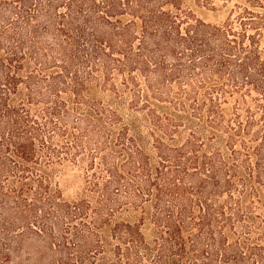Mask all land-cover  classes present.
I'll use <instances>...</instances> for the list:
<instances>
[{
	"label": "trees",
	"instance_id": "1",
	"mask_svg": "<svg viewBox=\"0 0 264 264\" xmlns=\"http://www.w3.org/2000/svg\"><path fill=\"white\" fill-rule=\"evenodd\" d=\"M193 2L0 0V264H264V0Z\"/></svg>",
	"mask_w": 264,
	"mask_h": 264
},
{
	"label": "rangeland",
	"instance_id": "2",
	"mask_svg": "<svg viewBox=\"0 0 264 264\" xmlns=\"http://www.w3.org/2000/svg\"><path fill=\"white\" fill-rule=\"evenodd\" d=\"M185 1L187 4L194 7L195 12L198 16L205 18L206 20H210V21L215 20L217 18V16H215L210 11H207L206 9H203L195 5L193 0H185ZM21 244H22V248L24 249V251L29 252L31 255H34V256L41 252L42 253L46 252V242L39 238L28 237L24 239ZM44 263H45L44 261L41 262V264H44Z\"/></svg>",
	"mask_w": 264,
	"mask_h": 264
}]
</instances>
